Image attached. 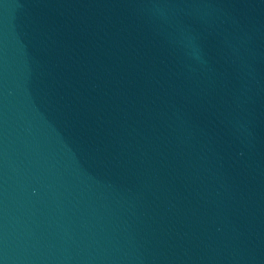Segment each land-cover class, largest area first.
<instances>
[{
  "label": "water",
  "instance_id": "1",
  "mask_svg": "<svg viewBox=\"0 0 264 264\" xmlns=\"http://www.w3.org/2000/svg\"><path fill=\"white\" fill-rule=\"evenodd\" d=\"M0 264H264V0H0Z\"/></svg>",
  "mask_w": 264,
  "mask_h": 264
}]
</instances>
